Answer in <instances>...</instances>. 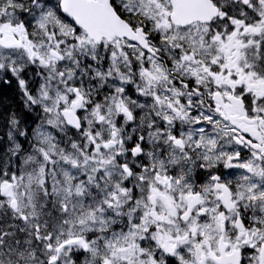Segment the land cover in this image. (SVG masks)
<instances>
[{
  "label": "snow or ice",
  "instance_id": "1",
  "mask_svg": "<svg viewBox=\"0 0 264 264\" xmlns=\"http://www.w3.org/2000/svg\"><path fill=\"white\" fill-rule=\"evenodd\" d=\"M0 264H264V0H0Z\"/></svg>",
  "mask_w": 264,
  "mask_h": 264
}]
</instances>
